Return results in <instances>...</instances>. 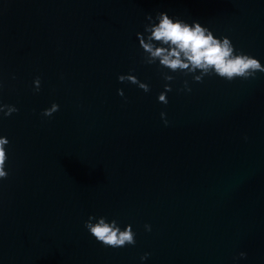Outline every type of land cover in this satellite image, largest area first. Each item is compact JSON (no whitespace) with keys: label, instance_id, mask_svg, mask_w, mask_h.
<instances>
[{"label":"water","instance_id":"water-1","mask_svg":"<svg viewBox=\"0 0 264 264\" xmlns=\"http://www.w3.org/2000/svg\"><path fill=\"white\" fill-rule=\"evenodd\" d=\"M157 11L264 65V0H0V102L18 109L0 119V264H264V74H175L158 103L135 36ZM129 69L147 93L117 81ZM90 214L131 224L135 244L96 242Z\"/></svg>","mask_w":264,"mask_h":264},{"label":"clouds","instance_id":"clouds-1","mask_svg":"<svg viewBox=\"0 0 264 264\" xmlns=\"http://www.w3.org/2000/svg\"><path fill=\"white\" fill-rule=\"evenodd\" d=\"M146 23L143 31L136 32L137 49L140 53L141 63L155 65L162 80L163 90L156 95L158 103L167 104V93L172 91L170 82L176 79L175 74L190 77L194 83H201L205 77L215 76L225 81L234 79L247 80L255 78L257 73L264 74V65L254 56L235 48L231 40L225 35H216L209 27L202 25L198 20L188 22L178 16L169 15L166 11H157L145 15ZM14 78V77H13ZM120 83L128 82L147 93L149 85L133 74L129 69L126 74L116 77ZM184 92H190L189 80L182 81ZM32 90L39 92L40 77L32 80ZM116 94L123 97V90L116 89ZM59 110V105L52 102L42 109L41 115L50 117ZM12 104L0 102V119L17 112ZM162 123L167 126L165 113L160 112ZM9 140L0 135V180H4L9 172L6 168L7 146ZM87 233L98 243L111 248H120L135 244V232L131 224L121 225L115 218L103 215H89L83 222ZM144 230L151 231L150 225L144 224ZM149 253L145 252L139 257L141 264L147 259ZM246 253L241 251L233 261L243 259Z\"/></svg>","mask_w":264,"mask_h":264}]
</instances>
